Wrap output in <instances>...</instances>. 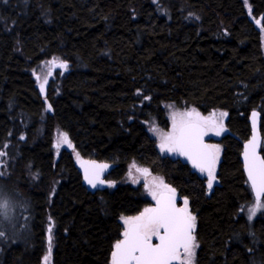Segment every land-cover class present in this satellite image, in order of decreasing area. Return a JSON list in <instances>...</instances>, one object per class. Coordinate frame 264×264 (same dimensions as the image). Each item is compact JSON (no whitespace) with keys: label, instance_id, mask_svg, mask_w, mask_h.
Segmentation results:
<instances>
[{"label":"trees","instance_id":"trees-1","mask_svg":"<svg viewBox=\"0 0 264 264\" xmlns=\"http://www.w3.org/2000/svg\"><path fill=\"white\" fill-rule=\"evenodd\" d=\"M254 18L264 24V0H0V192L15 209L0 264H41L50 228V264H111L120 216L152 205L122 179L132 161L187 199L194 264H264V210L251 223L241 211L253 199L239 156L251 109L264 158ZM180 107L227 113L211 189L156 146L154 126ZM73 152L108 162L116 184L88 191Z\"/></svg>","mask_w":264,"mask_h":264},{"label":"snow or ice","instance_id":"snow-or-ice-1","mask_svg":"<svg viewBox=\"0 0 264 264\" xmlns=\"http://www.w3.org/2000/svg\"><path fill=\"white\" fill-rule=\"evenodd\" d=\"M57 67L67 68V65L57 60L50 62ZM46 82V81H45ZM43 84L41 89L43 90ZM227 113H221V118ZM211 117H200L195 110L192 112L176 113L173 115V127L170 133L161 134L160 148L162 151L178 153L192 161L193 166L202 173H208V187L212 188L214 166L218 159L219 148L205 145L203 135L209 127H214ZM253 126L256 127V113H253ZM220 130L222 125L218 126ZM153 131H157L153 129ZM217 135L220 134L218 130ZM61 142L68 143L67 134L61 133ZM258 142L254 135L245 146L244 163L251 181L252 188L257 193L258 202L250 209V216L255 215L264 203L259 197L264 193V158L257 154ZM106 164L91 165L85 168V179L93 187L104 184L100 173L107 168ZM135 167V166H134ZM147 173V170H139ZM149 191L156 200V206L145 208L139 216L123 218V239L118 240L111 253V264H194L195 258V217L188 211V201L184 207L177 208L175 204V189L164 184L163 180H153ZM8 201L0 194V214L8 208ZM51 233V228L49 229ZM2 235V233H0ZM153 237L158 243H153ZM51 252V235L49 236V254ZM183 256V259L181 258ZM48 257H45V261Z\"/></svg>","mask_w":264,"mask_h":264},{"label":"rangeland","instance_id":"rangeland-1","mask_svg":"<svg viewBox=\"0 0 264 264\" xmlns=\"http://www.w3.org/2000/svg\"><path fill=\"white\" fill-rule=\"evenodd\" d=\"M244 1H245V4H246V0H244ZM247 11H248V14L250 16H252L250 14V10H249V6L248 5H247ZM253 20L256 23V27L260 31L261 50H262V53L264 55V24L262 22L263 20L261 18H259V19L258 18H254ZM45 73H47V71H46V69L44 67L42 69H38L36 71V76H37V78L40 79V83H43L44 80L46 79V74ZM193 110H195L196 113H199L200 117H205V118L211 117L213 119L214 125H216V126L209 127V128L206 129L207 130L206 131V140H207V143H208L209 146H215V147H218L219 148V146L217 145V142L214 139L219 137V135L216 134L218 130L220 131V129H219L218 126H220V125H222V127L224 126L225 116H223L221 118L220 114L221 113H225V112L223 110H219V109H215L214 110L213 109V110H211V111H209L207 113H200L194 107H186V108L180 107V108H173L169 112V117H168L169 124H168V127H166V128L163 129V128L157 126L158 127V129H157V127L154 126V128H153V129H156L157 130V131H153V135H154L153 137L155 139V142H156V146L158 148V151L161 154H165V155L167 154L169 156H177V155H180L178 153H170V152L162 151L161 150V148H160V144H161V134H163V133H170L172 131V127H173V115L174 114H176V113H184V112H192ZM73 157H74V161H77L78 159L81 158L79 155H76L74 152H73ZM218 158H219V153H218ZM217 160L218 159H216L215 166H216ZM138 169L139 170H144V167H141L140 165L136 164L134 161L130 162L129 165L127 166L126 174L124 176L125 178H122V179H123V181L129 182V183H131L133 185H140L142 187V190L144 192V195L153 202L154 199H153V196L151 195V193L149 191V187L152 186L154 178L157 181H159V180L162 179V177L159 176V175H157V174H153V173H144L143 171H138ZM205 176H206V178L208 180V173H205ZM115 184H116V182L107 180V184L106 185L109 186V187H111V186H114ZM164 184H165V182H164ZM0 194H1V192H0ZM5 197L6 196H4L3 198L5 199ZM254 199L255 198L253 197L252 200H250L247 203H245L243 205V207L241 208L242 213L245 215V217L247 218V220H248L249 223H251L253 221V219L260 212H262L264 210V208H259L256 211L255 215L252 216L251 219L249 218V216H250V209H252L253 207H255L256 204H257V202H258V199H255V200ZM5 200L8 201V205L9 206H8V208L6 210L3 211L2 214H0V228H2V223H5L6 225L8 224L7 223L8 220H11L12 215H13V211H15V209H13L14 206H13L12 202L10 200H8V199H5ZM184 200H185L184 198L179 197L180 205L182 206V208L184 207ZM259 202L260 203H264V199L263 198L262 199L259 198ZM151 207H152V205L146 206L140 212H138V213H136L134 215H130V216H120L121 227H122V236H123V232H124V228H125L124 223H123V218L139 216L140 213H142L145 208H151ZM16 208H18V207H16ZM8 228L9 227L7 226V227L3 228V230L8 231ZM0 233H2V235H0V241H2L3 238H4L2 236L5 235L4 234L5 232H3L0 229ZM50 235H51V251H52V233L48 232L47 233V238H46L45 251H44V253H43V255H42L41 259H40V261H41L40 263L41 264H50V261H51V252L49 254V236ZM154 239H155V237H153V240ZM7 242H9V241H6V243ZM45 257H48V260L47 261H45ZM181 258L183 259V256Z\"/></svg>","mask_w":264,"mask_h":264},{"label":"water","instance_id":"water-1","mask_svg":"<svg viewBox=\"0 0 264 264\" xmlns=\"http://www.w3.org/2000/svg\"><path fill=\"white\" fill-rule=\"evenodd\" d=\"M253 113H256V127L254 128L253 126ZM247 121L249 123V128H250V134L248 136V138L246 140L243 141L242 143V148H241V152H240V161H241V164H242V170L244 172V175L246 177V180L250 186V189H251V194L252 196L255 198V199H258L257 198V193L256 191L252 188L251 186V181L249 180V177H248V173H247V170L245 168V163H244V152H245V146L248 145V143L252 140L253 136L255 135L257 137V142H258V148H257V154L261 157H262V154H261V144H262V137H261V134H260V128H259V124H260V112L257 110V109H251L250 112L248 113V116H247ZM203 143L205 145H208L207 144V141H206V130H205V134L203 135ZM191 165H193L192 161L189 160L186 156L182 155ZM95 163L97 165L99 164H106L108 167L103 169V171L100 173V179L104 181V184L102 185H97L96 188H93L88 182L87 180L85 179V168H91V165ZM75 167L77 169V171L79 172L80 176H81V181L83 183V185L85 186V188L90 191V192H93L97 189H100L102 187H104L106 185V180H105V175L109 172L110 170V164L108 162H105V161H99V160H95V159H90V158H80L76 161L75 163ZM215 168V166H214ZM206 172V171H205ZM264 195V193H262L260 195L259 198H262ZM175 204H176V207L177 208H182V206L180 205V201H179V198H178V195L175 193ZM156 206V200L154 199L153 201V205L152 207H155ZM193 233H194V230H193ZM123 239V236L119 239L121 240ZM153 242V241H152ZM154 244L155 243H158V240L155 239V241L153 242ZM114 250V249H113ZM173 264H179V262H173Z\"/></svg>","mask_w":264,"mask_h":264},{"label":"bare ground","instance_id":"bare-ground-1","mask_svg":"<svg viewBox=\"0 0 264 264\" xmlns=\"http://www.w3.org/2000/svg\"><path fill=\"white\" fill-rule=\"evenodd\" d=\"M156 124V123H155ZM157 126H158V124H157ZM156 127V126H155ZM159 127V126H158ZM158 127H157V129H158ZM160 129V128H159ZM240 156V155H239ZM241 163V162H240ZM123 178H125V177H123ZM126 180V179H125ZM264 196V195H263ZM262 199V198H261ZM255 200V199H254Z\"/></svg>","mask_w":264,"mask_h":264},{"label":"flooded vegetation","instance_id":"flooded-vegetation-1","mask_svg":"<svg viewBox=\"0 0 264 264\" xmlns=\"http://www.w3.org/2000/svg\"><path fill=\"white\" fill-rule=\"evenodd\" d=\"M153 242H154V240H153Z\"/></svg>","mask_w":264,"mask_h":264}]
</instances>
